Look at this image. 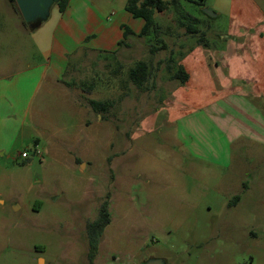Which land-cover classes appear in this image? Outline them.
Here are the masks:
<instances>
[{"label": "rangeland", "instance_id": "rangeland-1", "mask_svg": "<svg viewBox=\"0 0 264 264\" xmlns=\"http://www.w3.org/2000/svg\"><path fill=\"white\" fill-rule=\"evenodd\" d=\"M180 1L182 12L199 18L198 35L175 9L157 12L166 48L150 50L162 44L153 33L118 53L81 49L69 55L59 85L40 91L45 101L0 156V264H264V146L236 140L222 163L177 138L178 122L189 142L207 145V120L178 118L218 97L205 79L227 70L220 52L228 41L231 53L240 49L228 35L235 0ZM253 1L264 13V0ZM20 14L8 1L0 10V57L18 67L43 63L32 42L9 35L21 22L29 33ZM242 46L236 70L225 72H264V53L251 41ZM141 59L152 76L138 86L129 72ZM180 64L204 80L170 78ZM243 95L264 109V94L247 88ZM92 100H107V110L96 111ZM104 202L111 221L91 262L86 224Z\"/></svg>", "mask_w": 264, "mask_h": 264}, {"label": "crops", "instance_id": "crops-1", "mask_svg": "<svg viewBox=\"0 0 264 264\" xmlns=\"http://www.w3.org/2000/svg\"><path fill=\"white\" fill-rule=\"evenodd\" d=\"M7 1L12 8L9 0H0V10ZM127 1L69 0L65 11H60L57 6V10H52L39 27L28 28L26 35L19 29L22 22L16 24L18 31L14 30L9 35L14 40L32 42L43 55L44 62H28L24 67H18V60L0 57V156L9 151L16 138L15 132L27 121H32V109L40 101H45L44 95L39 96L40 91L45 88L51 92L54 85H59L58 78H62L69 69L70 54L81 49L118 53L139 37L137 33L142 30L144 19L135 17L127 9ZM230 10L237 24L232 26L228 35L233 36V42L240 43V49H237V55L231 53L232 44L228 41V49L221 51L220 55L227 61L228 68L235 71L243 44L251 41L254 49L264 53V46H261L264 43V36L261 35L264 27L260 26L264 13L261 7L254 5L253 0H235ZM125 27L133 31L127 37H124ZM120 41L123 43L119 44ZM212 61L215 66L218 65V55ZM220 70L222 72H207L205 79L207 88L212 85V93L218 96L217 99L178 118L180 123L189 119L191 122L199 118L207 120L209 125L205 131L209 135L206 147H197L198 141L194 144L191 139L190 142L187 140L185 134L182 136L178 122L177 138L184 137V143L204 158L225 163L232 154L230 144L236 140L264 146V109L255 101L248 102L243 95L247 88L256 96L264 94V72H225L227 70H222L221 66ZM189 77L196 81L200 78L204 80L202 72L196 77L189 74ZM194 85L196 92L203 89L197 83Z\"/></svg>", "mask_w": 264, "mask_h": 264}, {"label": "trees", "instance_id": "trees-1", "mask_svg": "<svg viewBox=\"0 0 264 264\" xmlns=\"http://www.w3.org/2000/svg\"><path fill=\"white\" fill-rule=\"evenodd\" d=\"M10 4L13 6L14 9H16L18 12V6L16 4L15 0H9ZM69 0H58L55 2L59 8L60 11H65L68 6ZM127 9L135 16V17H141L144 19V26L142 30L137 33L139 37H147L153 33L157 34L158 36L157 41H161L162 44L160 46L153 44L150 47V50L152 52L157 51L160 48H166L167 43L162 40L160 37L161 32V24L156 20V13L163 12L168 9H175L178 13L181 15V22L186 23L187 31L189 33H192V35H198L199 29L197 27V22H199V18L196 16H193L189 13L182 12L181 8V1L180 0H128L127 1ZM21 15V14H20ZM22 21L24 25L27 28H31L28 21H26L22 15H21ZM185 19V20H183ZM186 19H189L188 22H186ZM196 22V24H195ZM133 33V31L125 27L124 37H127L128 34ZM205 33H203L200 36L204 37ZM123 41H120L119 44H122ZM172 60V62L175 63L173 56L169 58ZM174 65V64H173ZM152 76L151 69H149V65L147 64L146 60H139L136 65L131 68L129 72V78H131L138 86H143L146 84L149 80V78ZM170 78L179 79L181 82H186L189 78V73L185 70L183 65H178L175 72L170 74ZM109 102L107 100L97 101L92 100L91 106L96 111H106L108 108ZM238 195L234 197V199H238ZM111 221V212L108 206V202H104L99 209V214L95 219L89 220L86 224V232L87 237L89 241V260L92 262L94 256L97 253L98 245L100 242V239L102 237V234L105 230V227L110 223Z\"/></svg>", "mask_w": 264, "mask_h": 264}, {"label": "water", "instance_id": "water-1", "mask_svg": "<svg viewBox=\"0 0 264 264\" xmlns=\"http://www.w3.org/2000/svg\"><path fill=\"white\" fill-rule=\"evenodd\" d=\"M22 17L29 22L31 29L39 27L51 13L52 5L58 0H15ZM204 11L209 15L215 16L216 13L205 8ZM146 264H166L161 258H151Z\"/></svg>", "mask_w": 264, "mask_h": 264}, {"label": "built area", "instance_id": "built-area-1", "mask_svg": "<svg viewBox=\"0 0 264 264\" xmlns=\"http://www.w3.org/2000/svg\"><path fill=\"white\" fill-rule=\"evenodd\" d=\"M22 156L23 157H27L28 156V153L27 152H22Z\"/></svg>", "mask_w": 264, "mask_h": 264}]
</instances>
